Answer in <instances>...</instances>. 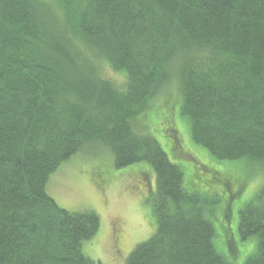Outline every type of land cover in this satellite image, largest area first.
<instances>
[{"label":"trees","instance_id":"obj_1","mask_svg":"<svg viewBox=\"0 0 264 264\" xmlns=\"http://www.w3.org/2000/svg\"><path fill=\"white\" fill-rule=\"evenodd\" d=\"M176 116L195 150L229 164L199 165ZM157 117L168 152L147 131ZM93 149L156 176L153 234L124 264H264V186L239 211L241 260L228 209L229 172L248 162L264 175V0H0V264H104L83 252L99 215L47 191ZM175 162L199 169L186 176ZM220 202L231 251L216 244Z\"/></svg>","mask_w":264,"mask_h":264},{"label":"rangeland","instance_id":"obj_2","mask_svg":"<svg viewBox=\"0 0 264 264\" xmlns=\"http://www.w3.org/2000/svg\"><path fill=\"white\" fill-rule=\"evenodd\" d=\"M109 75L115 80L123 78L121 75L112 72ZM177 95L178 93L175 89L171 94L170 100L173 101V104L179 106ZM163 99L164 97L155 104L156 110L161 109L165 102ZM165 103L167 104V101ZM153 125V127H148V133L155 135L168 152V149L164 147L166 140L161 135L164 130L170 127V124H164V121L157 117L153 118ZM172 125L178 131V136L183 141V146L185 148L189 147L192 152H195L199 165L221 168L229 164L216 160L204 148L196 147L195 150L191 143L189 124L186 119L176 116V122ZM97 150L93 149L88 153L77 154L63 164L51 176L47 184V191L58 205L65 210L71 212L91 210L99 215L101 227L97 236L83 245V252L87 257L96 262L101 261L104 264H124L136 246L145 242L153 234L154 227L151 223V218L153 219L154 216L152 204L148 202V198L156 190V176L148 163H140L118 169L109 151ZM175 163L183 171L185 170L184 175L186 176L199 169V166L193 162L180 163L182 166L178 162ZM262 174L256 171L248 162H241L235 167L234 171L228 174L231 181H234L236 185V187L232 188L233 190H230L237 193L228 204V209L230 208V214L232 215L229 229L238 243L237 249L240 260L243 255L249 256V250L246 249L247 245L241 242L239 238V211L247 203L251 202L264 186V175ZM206 177L207 179L212 178L209 175H206ZM187 187H191V190L196 189L203 197H208V199L212 197L201 188H195L196 186L194 185H187ZM205 190L208 191L207 189ZM222 195L221 201L224 202L225 196L228 195ZM222 202L216 209V217L219 222L215 224V227L219 232V239L216 240V244L224 252L226 249L231 251V244L227 246L225 231L219 227L221 220L224 219V222H227V217H224ZM242 262L237 259L236 263L241 264Z\"/></svg>","mask_w":264,"mask_h":264}]
</instances>
